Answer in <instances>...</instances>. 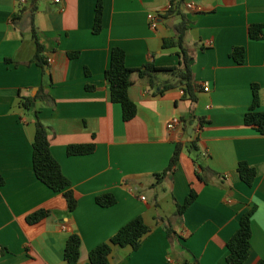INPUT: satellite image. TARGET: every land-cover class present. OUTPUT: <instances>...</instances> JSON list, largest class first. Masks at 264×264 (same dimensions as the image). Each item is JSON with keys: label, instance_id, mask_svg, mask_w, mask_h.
Returning <instances> with one entry per match:
<instances>
[{"label": "crops", "instance_id": "obj_1", "mask_svg": "<svg viewBox=\"0 0 264 264\" xmlns=\"http://www.w3.org/2000/svg\"><path fill=\"white\" fill-rule=\"evenodd\" d=\"M102 1L99 34L93 32L98 0L38 2L34 26L50 65L44 75L33 62L37 45L29 1L0 0V173L5 181L0 264H66L73 233L82 238L79 264H91L89 252L138 216L150 232L139 250L114 246L112 264H228L227 243L242 214L253 207L250 254L243 264L264 261V135L244 122L253 85L264 111V36L249 35L252 25L264 26V0H183L181 13L169 12L175 8L172 0ZM149 13L158 15L156 29ZM182 15L188 20L183 45L193 58L196 100L185 96L183 85L162 91L166 82H178L169 74L155 73L152 86L136 72L129 96L137 115L125 121L105 77L112 49L122 48L132 69L178 66L181 50L173 43ZM234 47L246 49L245 63L233 60ZM40 87L52 99L37 101L36 109L76 194L73 212L62 193L39 181L33 169L36 115L22 108L20 94L36 96ZM174 119L180 123L169 129ZM194 141L197 150L190 149ZM90 143L96 145L91 154L67 152L70 145ZM178 144L183 150L174 171L155 186V174L168 167ZM241 161L257 171L252 187L240 178ZM192 188L196 201L177 216V204ZM106 193L116 197L115 205L97 204V196ZM39 209L51 213L28 223L27 216ZM169 224L173 238L166 231Z\"/></svg>", "mask_w": 264, "mask_h": 264}, {"label": "trees", "instance_id": "obj_2", "mask_svg": "<svg viewBox=\"0 0 264 264\" xmlns=\"http://www.w3.org/2000/svg\"><path fill=\"white\" fill-rule=\"evenodd\" d=\"M28 9L32 13V37L36 42L37 50L34 56L33 62H35L41 69L43 74H47L50 68L49 61L44 55V46L40 42L37 35V30L34 26L35 12L37 11V4L40 0H28ZM183 0H172V7L175 8L169 11L174 13L178 11L181 13V6ZM24 9L21 8L16 16L13 18V22L16 23L20 20ZM103 1L98 0L95 11V21L93 32L99 34L102 30L103 21ZM263 25H252L249 29L250 38L253 40L263 39L264 32ZM178 38L175 43L180 47V64L178 66L169 68H157L154 65L148 64L146 70L132 69L126 64V53L120 47H114L111 53V62L109 68L105 72V77L109 82L112 101L119 103L123 109V118L125 121L134 119L137 115V106L131 100L129 96V89L133 84V74L138 72L142 76H146L149 79V83L154 85V74L163 72L169 74L172 79L178 81L173 83L172 81L166 82L164 89H170L177 85H183L184 94L186 97L195 101L194 90L196 85L194 83V76L192 71V55L184 48L183 42L186 32L188 30V20L182 15V20L177 26ZM172 44V43H171ZM75 55V54H74ZM73 55V56H74ZM231 57L238 64L245 63L246 49L244 47H234L231 52ZM9 61V60H8ZM21 106L26 111H34L36 115V134L33 142V169L35 175L39 181L45 184L49 189L56 193H62L66 199L69 212L76 210L78 206V200L75 192L71 189V182L64 175L61 165L54 157L51 151V143L48 136L46 126L40 121L39 111L36 109L37 101H44L52 99L43 87H40L36 96H22ZM260 96L259 88L257 85H253V102L249 111L245 114V125L254 128L261 135H264V111L259 110ZM201 124L205 123L204 119H200ZM197 150L196 142H192L190 149ZM96 145L79 144L70 145L67 148L69 155H87L95 151ZM183 150L182 144L176 146L175 152L170 160L168 167L161 173L155 174L156 182L155 186L161 184L164 179L174 171L181 153ZM206 170H209L206 168ZM238 172L241 180L249 187H252L256 181L257 171L247 161H241L238 165ZM5 181L0 173V185H4ZM198 192L195 189H191L189 196L186 198L183 204H177V216L182 217L185 211L196 201ZM96 202L102 207H111L116 204V197L111 193H106L97 196ZM256 208L253 207L240 217V226L237 232L228 241L227 247L229 250L227 256L228 264H243L249 257L252 238V217ZM50 210L39 209L27 216V221L30 224H35L50 215ZM166 231L169 238H173L175 232L171 225L166 227ZM150 232V227L145 223L143 217L138 216L124 225L109 241L103 242L96 246L89 252V259L91 264H112L110 255L114 246L121 247L131 246L134 250H139L142 246L143 240ZM82 248V238L80 235L73 233L69 236L65 248L64 258L66 264H79ZM187 264V263H185ZM258 264H264V261H260Z\"/></svg>", "mask_w": 264, "mask_h": 264}, {"label": "built area", "instance_id": "obj_3", "mask_svg": "<svg viewBox=\"0 0 264 264\" xmlns=\"http://www.w3.org/2000/svg\"><path fill=\"white\" fill-rule=\"evenodd\" d=\"M61 0H55L56 3H60ZM171 8V6H170ZM188 8H193L192 4H188ZM148 21L150 23V26L152 29H156L159 25V21H158V15L155 13H149L148 14ZM204 90L208 91L209 90V86L208 84H205L204 86ZM180 123V120L178 119H174L171 122L168 123V128L169 129H174L178 124ZM145 197H142V200H145Z\"/></svg>", "mask_w": 264, "mask_h": 264}]
</instances>
